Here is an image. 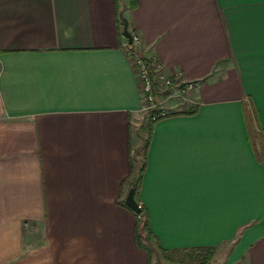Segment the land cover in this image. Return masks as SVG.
Returning <instances> with one entry per match:
<instances>
[{
	"label": "crops",
	"instance_id": "0c3cea01",
	"mask_svg": "<svg viewBox=\"0 0 264 264\" xmlns=\"http://www.w3.org/2000/svg\"><path fill=\"white\" fill-rule=\"evenodd\" d=\"M119 13L156 73L200 82L155 95L168 115L135 196L156 262L125 201L148 125ZM208 248L209 264H264V0H0V264Z\"/></svg>",
	"mask_w": 264,
	"mask_h": 264
},
{
	"label": "built area",
	"instance_id": "2783aa9c",
	"mask_svg": "<svg viewBox=\"0 0 264 264\" xmlns=\"http://www.w3.org/2000/svg\"><path fill=\"white\" fill-rule=\"evenodd\" d=\"M132 34L133 43L136 47H139L141 42L139 35L136 32H133ZM134 62L137 67L138 77L141 84V93L143 94L145 102V105L143 104V109L148 112L155 108H159L158 112L152 116L153 119L157 116L167 115V110L163 107H160L162 104L156 100L153 88V78L151 76L147 61L144 57L136 55ZM181 76L182 72L180 70L168 76L158 73L156 80L160 87L172 89L175 91V95L182 97L187 94L193 93L200 86V82L191 80H181Z\"/></svg>",
	"mask_w": 264,
	"mask_h": 264
},
{
	"label": "trees",
	"instance_id": "16d2710c",
	"mask_svg": "<svg viewBox=\"0 0 264 264\" xmlns=\"http://www.w3.org/2000/svg\"><path fill=\"white\" fill-rule=\"evenodd\" d=\"M129 3H130V7L133 8L136 6L137 4V0H129ZM119 22H120V25H121V28L122 26L124 27V17H123V14L122 13H119ZM131 33L135 32L133 29L130 30ZM128 48L131 52V54L133 55V57L135 58L136 55H140L142 57L145 58V60L147 61V64L149 66V70H150V73H151V76L153 78V88H154V92H155V95L158 93V89H159V85H158V82L156 80L157 78V74L155 69H154V66H152V60L150 58H148L147 56H145L142 51L140 49H138V47L135 46L134 43H131V44H128ZM158 109L159 108H155L153 110H150L147 112L148 114V118H149V124H148V127H147V136L145 137V140H144V145H143V157L141 158V166H140V169L138 171V173L136 174V176H134V178L132 179L131 181V186H134L135 189H136V194L138 193L140 187H141V184H142V178H143V173L145 171V168H146V154H147V148H148V144H149V138H150V134L152 132V128H153V125L155 122H157L159 119L167 116H157L155 117L154 119L152 118V116L154 114H156L158 112ZM196 111V109L194 110H191L190 113ZM126 205V204H125ZM140 216V219H141V225L144 227L145 231L147 232V237L149 239H152L153 238V232L151 231L150 229V226H149V222H148V219H147V215H146V212H145V209L143 206H141V212L139 214ZM144 218V220H143ZM141 232L139 233V241H140V245L141 246H146V244L142 241L141 239ZM208 254L206 257H202L201 259V262L200 264H209L212 260V257L214 255V250L213 248H208ZM162 254L165 258H168V257H171V252H168L167 250H163L162 249Z\"/></svg>",
	"mask_w": 264,
	"mask_h": 264
},
{
	"label": "rangeland",
	"instance_id": "374dc122",
	"mask_svg": "<svg viewBox=\"0 0 264 264\" xmlns=\"http://www.w3.org/2000/svg\"><path fill=\"white\" fill-rule=\"evenodd\" d=\"M165 95L167 96V95H170V94H174L175 93V91L174 90H171V89H165ZM168 93V94H167ZM163 99H165V98H163ZM165 103V101L163 102V104ZM143 104L145 105V102H143ZM143 112L145 113L144 115H145V119L143 118V120H145L146 121V125H148V122H149V118H148V116H146V110H144L143 109ZM148 115V114H147ZM142 120V119H141ZM147 134V133H146ZM145 137H146V135H145ZM144 140H145V138L142 140V142H143V144H142V142H141V144H140V149H139V151L141 152H139L138 154L139 155H141V158L143 157V155H142V153H143V145H144ZM143 220H144V218H143ZM140 232H141V239H142V241L143 242H145L146 243V245H147V247L149 248V250H150V253H151V257H152V259L153 260H155V262L158 260V258H159V255L157 254V251H156V249H155V247H154V241L152 240V239H149L148 237H147V232L145 231V229H144V227L140 224ZM183 253H176V255L174 256V259L177 261V262H175V263H172V264H180V260H182V263L183 264H200V262H201V258L199 259V260H193V259H190V257H183ZM194 259H195V257H194ZM179 260V261H178ZM166 264V263H165ZM167 264H170L169 262L167 263Z\"/></svg>",
	"mask_w": 264,
	"mask_h": 264
},
{
	"label": "water",
	"instance_id": "95a60500",
	"mask_svg": "<svg viewBox=\"0 0 264 264\" xmlns=\"http://www.w3.org/2000/svg\"><path fill=\"white\" fill-rule=\"evenodd\" d=\"M124 36L127 38L128 43L131 44L133 43V34L131 33L129 29V22L127 18L124 17V29H123ZM136 189L134 186H132L128 194L126 196V204L134 210L136 214H140L141 212V205L139 204L138 200L136 199L135 196Z\"/></svg>",
	"mask_w": 264,
	"mask_h": 264
}]
</instances>
